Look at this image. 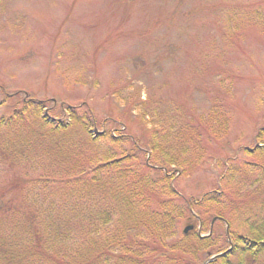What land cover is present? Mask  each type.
Segmentation results:
<instances>
[{
    "label": "rangeland",
    "instance_id": "1",
    "mask_svg": "<svg viewBox=\"0 0 264 264\" xmlns=\"http://www.w3.org/2000/svg\"><path fill=\"white\" fill-rule=\"evenodd\" d=\"M1 99L0 117L36 100L72 118L54 132L29 104L0 124L3 229L35 216L33 200H53L40 179L51 170L83 153L147 151L159 133L163 155L175 157L160 162L185 199L222 189L224 206L239 210L233 231L249 233L250 217L264 234V0H0ZM199 221L181 220L179 233Z\"/></svg>",
    "mask_w": 264,
    "mask_h": 264
},
{
    "label": "trees",
    "instance_id": "2",
    "mask_svg": "<svg viewBox=\"0 0 264 264\" xmlns=\"http://www.w3.org/2000/svg\"><path fill=\"white\" fill-rule=\"evenodd\" d=\"M34 101L28 103L51 130H68L71 117L70 122L55 118L42 102ZM4 103L1 99L0 107ZM29 104L1 116L0 124L17 123ZM85 121L90 125L92 119ZM143 147L148 150L137 145L122 156L107 159L83 153L70 169L51 170L42 176L52 184L48 194L53 200H33L35 216L15 219L12 227L4 228L8 231L0 225V264H205L215 255L217 259L209 263L252 264L264 256V234L255 231L250 217L244 222L250 226L249 233L233 231L232 215L239 210L224 206L228 200L222 189L200 200L185 199L167 169L166 163L173 164L175 157L170 161L163 155L160 134L154 133ZM143 151L147 152L144 157ZM162 156L166 163L160 162ZM30 183L38 185L36 180ZM32 187L27 192L36 194ZM210 202L221 207L213 212L207 205ZM19 205L21 210L23 203ZM207 215L217 217L214 226L226 227V247ZM185 218L201 221L190 232L179 233Z\"/></svg>",
    "mask_w": 264,
    "mask_h": 264
},
{
    "label": "water",
    "instance_id": "3",
    "mask_svg": "<svg viewBox=\"0 0 264 264\" xmlns=\"http://www.w3.org/2000/svg\"><path fill=\"white\" fill-rule=\"evenodd\" d=\"M96 130V129H95ZM193 229L192 225H189L185 228L184 232L187 233L189 230ZM224 253H222L221 255H223ZM217 258V256H214L211 260H215Z\"/></svg>",
    "mask_w": 264,
    "mask_h": 264
}]
</instances>
